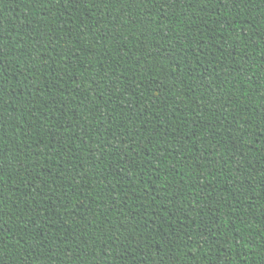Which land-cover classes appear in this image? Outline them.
<instances>
[{"label":"trees","instance_id":"16d2710c","mask_svg":"<svg viewBox=\"0 0 264 264\" xmlns=\"http://www.w3.org/2000/svg\"><path fill=\"white\" fill-rule=\"evenodd\" d=\"M0 264H264V0H0Z\"/></svg>","mask_w":264,"mask_h":264}]
</instances>
